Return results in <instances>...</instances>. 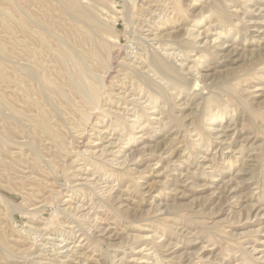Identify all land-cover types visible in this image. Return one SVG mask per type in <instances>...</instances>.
Instances as JSON below:
<instances>
[{"label":"rangeland","instance_id":"1","mask_svg":"<svg viewBox=\"0 0 264 264\" xmlns=\"http://www.w3.org/2000/svg\"><path fill=\"white\" fill-rule=\"evenodd\" d=\"M99 1H108L103 8L100 2L99 17L115 22L119 62L145 54L143 42L159 51L167 45L189 86L167 87L168 98L145 96L137 110L123 99L107 103L108 112L137 122L118 140L107 129L115 114L79 127L53 96L43 99L37 88L26 99L21 90L9 91L0 75V133L7 138L0 142V193L21 208L9 212L0 194V264H264V0ZM48 2L55 8L56 0ZM13 3L15 10L0 5L1 45L6 21L15 24L17 40L20 17L33 18L21 0ZM190 33L201 49L196 45L185 56L179 45L169 46ZM13 59L14 65L28 63ZM0 62L4 68L1 52ZM112 76L110 94L123 93ZM195 79L201 85L195 87ZM35 97L48 103L49 116L58 113L51 116L54 127L60 123L53 134L10 116L5 102L29 108Z\"/></svg>","mask_w":264,"mask_h":264},{"label":"bare ground","instance_id":"2","mask_svg":"<svg viewBox=\"0 0 264 264\" xmlns=\"http://www.w3.org/2000/svg\"><path fill=\"white\" fill-rule=\"evenodd\" d=\"M21 1H22L24 8L26 9V11H28L27 16L28 15H29L28 17L32 16L35 19L34 23H32L34 25H31V19L33 20V18H31L29 21V19H25L22 16L21 17L19 16L20 17L19 24L21 25V30H20L21 35H18L17 38H19V37L20 38L16 40L14 38V34H13V25H15V24L11 20H8L5 22V29H6L7 36L4 39V45L0 44V52L4 58V68H2L3 65L0 66V75H2V78H4V80L6 81L7 87L10 88L9 91L13 92L14 89L21 90L26 95V97H25L26 99H28L27 96H30V95L35 96V94H32V89H35L34 91L36 93L37 88L41 89L42 92L36 93V94H38V95L40 94L39 96H41L42 98L43 97L48 98L49 96L50 97L53 96L54 99L58 100V103L61 102L63 104V106H65L66 110H68L69 113L72 114L73 117L70 119V122L72 119L74 122L77 121V124L79 125V127H81V126L85 127V125L89 121H91V119L94 120L95 118H97V119H100V122H103L104 121L103 119L107 116L109 118L112 117L113 119H115V117H116L115 121L113 123L111 122V124L107 127V129L111 128V132L114 131V134H118L119 135L118 140L126 139L129 136V133H131V131L133 130V128H135L137 122L129 125L127 119H123L124 117L126 118V116H125L126 113L124 115H120L116 111L115 112L117 114L112 113V112H108L109 109L104 108L105 105H107V103L113 105L115 102L117 103L120 100L123 102V100H124L123 103H128V102L133 103L135 106L133 108H136V110H137L138 109L137 107L139 105H135V104H138L137 102L142 100L143 97L147 96V99H150V101H153L154 98L157 99L158 96H160V95L168 98L169 88H168V90H166L167 87L170 86L173 89H178V88H181V87L187 85V82L185 83L186 78H184L186 76V73L184 75L181 72L182 69L180 70L178 68V66H176L177 64H175V62L173 61L174 53H170L169 55L167 54V51H165V50H167V45L164 46L161 51H159L157 48H154V50H153V47H152V49H151L150 48L151 46L149 47L148 44L143 42L142 44L145 46L144 47V50H145L144 53L145 54H139L138 57L136 56L137 59L131 58L128 63L127 62H119L118 56H119L121 49L123 47L120 44H118L119 43L118 38H117L118 33L116 32L113 35V32H114L113 30L115 29V22H107L106 19H105V21L102 20L99 17V13H98L100 10V7H101L100 5L103 4L101 7V8H103V6L106 3H108V1H106L104 4L99 0H88V2H86L85 0H56L55 8L49 7L50 2L47 3L48 0H21ZM102 1L104 2V0H102ZM222 1L223 0H221V2ZM0 2L1 3L2 2L7 3L8 4L7 6L10 5L11 7H13L12 10H15L14 9L15 8L14 3H13V2H15V0H0ZM1 3H0V5H1ZM109 3H110V1H109ZM113 4H114V1H113ZM109 5H111V4H109ZM52 6H54V5H52ZM37 7H39V8H37ZM106 7H107V4H106ZM8 8H10V7H8ZM174 8H176V7H174ZM22 10L23 9H21V11ZM151 10H152V8H151ZM133 15L134 14L130 13V11L128 12V18L129 19L134 17ZM218 15H219L220 19H222V20H227L229 18V14L224 13L222 11L218 12ZM138 16H139V14H138ZM35 22L38 23V26L35 25L36 24ZM39 23H40V25H39ZM141 27H143V26H141ZM53 31H54V34L56 31H59L60 36L58 38L54 37V34L52 35ZM153 33H154V31H153ZM107 34H108V36L110 34L111 36L116 37L115 38L116 40L113 41V39L107 38L106 37ZM190 35L194 36L193 33H190L189 37L187 39H185V37H183L184 39L181 41H175L174 40V42H171L169 46L173 47L174 45H179L180 47L179 46L178 47L180 48L181 52H183V54L185 56H189V53L193 49L195 51V49L199 47L198 44H196L194 37L190 38ZM165 43H166V41H165ZM199 49H201V48L199 47ZM205 49H204V51H206ZM208 49H209V47H208ZM162 51H164V53ZM138 53H140V52L138 51ZM200 53H202V52H200ZM13 56H15V57H13ZM47 56H49V59H45ZM168 57H170L171 60H169ZM13 58H18L19 61H21L22 59H26V60H28L27 61L28 65L27 64L14 65L16 61L13 62V60H15ZM135 60L138 61L137 62L138 65L141 64L140 65L141 67L136 66L137 65L136 62H132ZM196 64H197V62H196ZM116 68H118V69H116ZM111 70H114V72H116L118 74L115 77L112 76ZM199 73H201V72H199ZM110 76H112L113 78H116V80H114V81H116L120 85L119 89L124 90L123 93H121L122 91H120V92L118 91V93H116L114 95L110 94L113 91V89L108 90L107 84H106V81H108L107 79ZM154 77H156V78H154ZM157 78L159 79V81L158 80L156 81ZM126 79H128V80H126ZM3 84H5V83H3ZM164 84H165V86H164ZM199 85H201L199 79H195L194 86L197 87ZM187 86H189V85H187ZM230 86H232V85L230 84ZM230 86L228 85L227 88L228 89L231 88ZM4 87H5V90H8V89H6L7 88L6 85ZM233 89L235 90V88H233ZM108 91H109V93H108ZM129 91H131L130 94L128 93ZM237 93H234V94H237ZM6 95H8V93H6ZM137 95H141V97L138 96L137 98H135ZM13 96H10V97H12L9 99L10 101H11V99L14 100ZM129 96H134L131 101L129 100L130 98L128 99ZM210 97L211 96H209V98ZM18 98H20V97H18ZM21 98H23V97H21ZM21 98L19 100L17 99L18 101L17 100L16 101L22 102L23 99H21ZM31 98H34V97H31ZM39 99H40L39 97H38V99H36V97H35V99H32V101L31 100L29 101V103L32 104L31 107H34L36 114H31V113L27 112V110L29 108L31 109V107L28 108L27 105H25V106L21 105L22 108L19 107L20 104L18 107L15 106L13 104V102L15 100L14 101L12 100V103L10 101L5 100V101H7L5 103H7L6 105H7L9 112H10V116L14 115L16 117L19 115L17 120L21 117L25 118L26 120L25 119H22V120H25L26 122L29 121L36 128L43 130V131H46V132L49 131L53 134L52 131L56 129L55 127L60 125V123H59V125H57V126L55 125V127H54L52 125L53 123H51L54 116L55 115L57 116L58 113L57 112H56V114L54 113L55 114L54 116H52L53 115V113H52L51 116L53 118L51 116H49V114H50L48 111L49 107H48V109H47V107L44 108V106L48 103L40 104ZM212 99H213V97H212ZM47 100H50V99H47ZM51 102H52V100H51ZM22 103L25 104L24 101ZM55 104H56V102H55ZM60 104H59V106H60ZM6 105H4V106H6ZM42 105H43V107H42ZM204 106H205V104H204ZM1 109H0V112H2ZM143 109H141V112H145L146 109H144V110ZM55 110H53V112H55ZM133 110H135V109H133ZM63 111L64 110H61L62 114H63ZM111 113L113 115L115 114L116 116L113 117V115ZM142 115H143V113H142ZM148 115H150V114H148ZM60 116L62 117V115H60ZM7 117H9V116H7ZM49 117H51V119ZM101 117H102V119H101ZM138 118L140 119V117H138ZM22 120L21 119H20V121L18 120L19 122L17 121L18 123L16 122V124H21ZM55 122H57V120ZM58 122H61V121H58ZM58 122H57V124H58ZM23 123H25V122L23 121ZM68 124H70V123L68 122ZM77 124H75V125L77 126ZM27 125L29 126L30 124H27ZM90 125H91V122H90ZM118 126H120L119 130L117 129ZM30 127H31V125H30ZM27 129H28V127H27ZM58 130H59V128H58ZM61 130L62 129H60V131ZM12 132H13V130H12ZM58 134H57V136H58ZM55 135H56V133H55ZM57 136H55V137H57ZM61 138H63V136ZM129 141H130V139L128 140L127 143H130ZM0 142L1 143L7 142V138L5 136H3V134H1V133H0ZM23 143H25V142H23ZM80 143H82V142H80ZM29 147L32 151L34 161L35 162L39 161V158L41 159L39 152L36 150V148L34 147V145L32 143L30 144ZM37 149H38V147H37ZM61 150H63V149H61ZM127 163H128V161H127ZM103 168L105 169V167H103ZM103 168H101V170ZM97 169H99V167ZM107 169H109V168H107ZM119 173H122V171ZM127 174H129V173H127ZM0 194H1L2 200L7 204L8 210L10 209L9 212L11 210L21 209V208H18V205L14 201L9 199L4 194H2V193H0ZM3 247H4V238L0 236V248H3Z\"/></svg>","mask_w":264,"mask_h":264}]
</instances>
